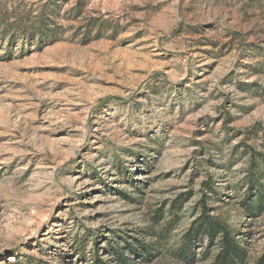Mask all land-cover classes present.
I'll return each mask as SVG.
<instances>
[{"label":"rangeland","instance_id":"1","mask_svg":"<svg viewBox=\"0 0 264 264\" xmlns=\"http://www.w3.org/2000/svg\"><path fill=\"white\" fill-rule=\"evenodd\" d=\"M258 184L264 0H0V264H254Z\"/></svg>","mask_w":264,"mask_h":264},{"label":"trees","instance_id":"2","mask_svg":"<svg viewBox=\"0 0 264 264\" xmlns=\"http://www.w3.org/2000/svg\"><path fill=\"white\" fill-rule=\"evenodd\" d=\"M250 211H262L264 209V184H258L251 188ZM249 209V208H248ZM196 230H192L188 236L191 246L192 238L204 236L209 240L210 248L218 241L220 251L215 257L213 264H247L248 256L241 246L236 242L232 232L222 223L209 220L204 216L198 222ZM198 235V236H196ZM254 264H264V252L255 259Z\"/></svg>","mask_w":264,"mask_h":264}]
</instances>
